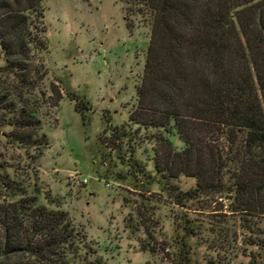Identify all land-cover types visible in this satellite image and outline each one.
Here are the masks:
<instances>
[{"label": "trees", "instance_id": "trees-1", "mask_svg": "<svg viewBox=\"0 0 264 264\" xmlns=\"http://www.w3.org/2000/svg\"><path fill=\"white\" fill-rule=\"evenodd\" d=\"M136 1L149 13L151 38L127 127L156 132L158 145L151 172L132 155L139 187L156 184L187 213L200 201L221 209L226 202L240 229L256 237L253 246L261 247L264 0ZM146 10L138 12L145 15ZM45 11L43 0H0V74L13 77L23 89L45 77L39 60L48 51ZM66 92L77 110H90L75 93ZM53 93L58 107L63 97L57 88ZM7 108L11 118L4 122L12 127L11 141L35 145L38 122L14 103ZM127 127L117 128L119 139L129 138ZM181 178L194 180L195 187L182 191ZM0 189L12 198L0 204V264H107L66 212L40 205L6 176ZM179 228L178 263L194 264L191 239L198 228L186 218Z\"/></svg>", "mask_w": 264, "mask_h": 264}, {"label": "rangeland", "instance_id": "rangeland-1", "mask_svg": "<svg viewBox=\"0 0 264 264\" xmlns=\"http://www.w3.org/2000/svg\"><path fill=\"white\" fill-rule=\"evenodd\" d=\"M43 2L44 79L36 77L35 85L23 89L0 74V179L8 177L48 209L66 212L107 264H179V227L185 218L198 228L191 239L194 264H264V221L257 228L262 246L254 247L256 237L240 229L228 203L221 209L200 201L187 213L156 184L139 187L134 161L153 171L158 148L156 132L127 127L151 38L145 6L136 0ZM54 88L63 97L58 107ZM67 90L90 110H77ZM13 103L38 122L35 145L20 146L8 137L12 127L4 120L11 117L3 108ZM123 126L129 133L125 140L117 135ZM195 184L179 181L182 191ZM11 200L0 189V204ZM209 230L220 233L210 236Z\"/></svg>", "mask_w": 264, "mask_h": 264}, {"label": "built area", "instance_id": "built-area-1", "mask_svg": "<svg viewBox=\"0 0 264 264\" xmlns=\"http://www.w3.org/2000/svg\"><path fill=\"white\" fill-rule=\"evenodd\" d=\"M83 182H84V183H86V184L88 183V181H87V180H84Z\"/></svg>", "mask_w": 264, "mask_h": 264}]
</instances>
